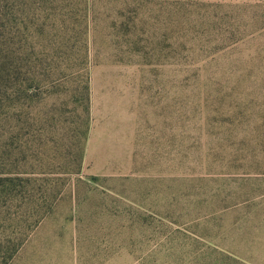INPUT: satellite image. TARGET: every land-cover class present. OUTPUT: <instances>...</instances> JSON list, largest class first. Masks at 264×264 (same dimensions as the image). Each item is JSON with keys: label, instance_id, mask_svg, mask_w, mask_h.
I'll use <instances>...</instances> for the list:
<instances>
[{"label": "rangeland", "instance_id": "rangeland-1", "mask_svg": "<svg viewBox=\"0 0 264 264\" xmlns=\"http://www.w3.org/2000/svg\"><path fill=\"white\" fill-rule=\"evenodd\" d=\"M24 2L70 68L12 105L56 198L0 223V264H264V0ZM38 111L64 137L35 168Z\"/></svg>", "mask_w": 264, "mask_h": 264}, {"label": "trees", "instance_id": "trees-1", "mask_svg": "<svg viewBox=\"0 0 264 264\" xmlns=\"http://www.w3.org/2000/svg\"><path fill=\"white\" fill-rule=\"evenodd\" d=\"M9 2L18 4H12L11 7ZM2 3H5V10L0 16V223L3 230L21 231L29 219L35 220L34 228L40 224L42 201L54 200L56 195L47 193L42 187L43 183L52 181V175L48 174L47 169H34V172H30L24 168L27 164V146L22 137L26 121L21 118L16 124L13 123L12 105H16L23 116L26 100L39 99L38 96L44 89L57 84L58 79H54V76L64 77L70 65L61 59V54L67 49L65 43L44 44L37 41L32 46L28 43V11L24 0H0V9ZM34 27L38 36L43 34L41 23L34 24ZM31 47L33 53L36 49L34 56ZM30 92L33 93L28 95ZM82 92H88L87 85H83ZM30 127L35 137L33 142H36L37 168L42 166L43 161L39 156L42 153L40 151L45 149L48 136L60 140L64 137V132L56 129L57 126H49L48 120L40 111L36 112ZM14 129L21 137L16 151L12 150L11 144ZM79 155L78 164L83 159L82 152ZM23 242L24 240L17 248ZM6 244L10 245L9 242ZM8 249L11 252L2 255V264H9L18 250L14 247Z\"/></svg>", "mask_w": 264, "mask_h": 264}]
</instances>
